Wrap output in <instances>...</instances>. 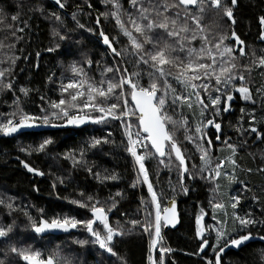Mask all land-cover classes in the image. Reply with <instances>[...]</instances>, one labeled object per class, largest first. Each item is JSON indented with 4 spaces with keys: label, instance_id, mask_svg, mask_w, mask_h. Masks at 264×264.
<instances>
[{
    "label": "trees",
    "instance_id": "1",
    "mask_svg": "<svg viewBox=\"0 0 264 264\" xmlns=\"http://www.w3.org/2000/svg\"><path fill=\"white\" fill-rule=\"evenodd\" d=\"M62 2L65 7L61 9L50 0H0V16L7 15L8 24H13L11 16L19 13V23L12 29L0 25V41L5 45L14 44L13 48H0V61H4L6 56L19 57L14 66H11L10 61L2 65L11 67L15 75L16 95L14 96L12 91L0 90V113H11L14 110L13 101L19 97L23 111L39 116L42 114L41 107L48 108L45 101L60 99L58 91L60 80L63 77L64 83H67L72 77L70 66L74 61L97 82L100 80L102 68L113 64L109 50L97 38L98 28L95 26L99 13L110 12L111 5L106 7L101 0H62ZM120 2L124 9H129L128 0H120ZM89 3L92 5L91 8L88 7ZM226 3L231 6L230 0H226ZM190 9L196 14L195 7ZM73 13L76 14V20H73ZM53 14L61 16L63 23L57 22ZM233 15L234 24L223 16V9L209 7L200 16V24L203 33L212 38L213 42L220 35L231 38L233 30L243 42L241 45H236L235 40H231L234 48H244L245 55L241 56L237 50L234 51L233 56L236 70L243 73L244 84L249 87L252 99L244 100L239 93L233 92L234 98L230 101L229 111H222L220 115H207V119H214L221 124V131H217L211 125L203 130L205 139H211L215 146L212 150V167H215L217 157L232 155L231 150L224 145L225 138H228L229 143L237 146V152L232 156L236 161L235 168L232 165L225 167L226 175L217 177L215 182L200 178L198 174L201 163L200 153L195 143L185 139L184 127L179 123L186 118L189 121V134L195 133L196 125L201 122L200 109L196 107L195 99H193V108L189 109L186 105L183 107V116L179 115L180 109L173 112L169 108V114L173 115L177 123L175 125L169 123L166 126L188 157L186 167L195 175V179H188L185 176L184 186L189 189L188 192L184 194L178 184V169L175 167V163L178 162H175L174 155L172 157L174 165L170 167L161 165L159 158H149L146 161L145 166L150 171V182L158 194L161 211L168 201H179V227L174 231H167L164 235L161 232V239L158 242L164 248L171 249L170 252L165 253V264H206L208 259L214 264L215 256L212 255L210 246H207L202 254H197L203 238L206 237L211 243H215L216 233L207 227L215 224L213 209L209 205L210 199L214 203L224 204L223 208L215 210L219 220H225L224 215L226 216L227 212L233 215L235 211L241 217L251 214V218L256 221L248 229L243 230L251 232L249 241L239 248L229 247L221 254L222 264H264L261 260L264 241L259 239L260 236H264V171H260L264 169V139H258L254 133H251L249 119L250 115L255 114L256 122L253 126L264 133V103H262L264 91L257 92V89H264V68L256 66L258 58L264 56V40L260 38L259 23V18L264 16V0H237ZM100 20L106 34L110 37L117 34L118 29L111 15L108 19L101 16ZM23 21H27V27L24 26ZM77 21L85 27H78ZM16 27L24 29L23 32H16V35L21 37L19 40L10 35ZM90 28L93 31H89ZM53 29L66 34L68 38L62 41L58 36L53 37ZM126 43V38L121 37V44L116 47L119 48ZM192 43L199 48V40ZM48 48L55 50L49 52ZM87 59L92 61L91 66L85 63ZM97 61L100 62L99 67ZM253 61H256V64ZM246 65L249 67L246 68ZM134 70L147 71L146 68L136 69L129 65V71ZM107 75L111 76V73ZM50 77L52 79H49ZM169 80L179 91L176 81L171 77ZM141 83L144 85L149 83L146 75ZM234 83L239 86V79L237 78ZM20 87L28 89V95L20 93ZM229 90L231 91V88ZM161 91H163L162 86ZM41 97L45 100L42 101ZM204 99L207 100V97ZM131 119L134 120L135 117ZM53 122L57 125L64 124L62 120ZM237 128H242L243 131L238 132ZM109 131L112 135L108 143H101L94 148L88 147L93 138L107 136ZM217 136H220L219 141L216 140ZM48 137L53 143L45 152L21 151L22 148L29 149V146L36 145ZM194 139L200 141L199 136H194ZM126 143L119 121H110L106 125H73L61 130L33 128L12 137L0 134V199H4L5 203H13L19 209L9 215V210L0 205V222L6 226L15 221V234L12 239L18 244L31 245L33 249H39L45 258L50 254L59 253L60 264H64V261L68 264H147L150 237L142 227L133 229L127 221L132 219L143 221L148 212L152 213L154 221V214L146 186L142 183L132 186L136 172L133 170L131 156L125 151ZM81 149L84 150L87 166L99 173L101 180L89 175L85 166L73 167L71 161L64 158V154L70 150H75L79 156ZM163 159L167 163V157ZM21 161L28 163L43 175L28 172ZM193 165L196 166L194 170ZM112 173H116L119 179L103 180L105 174ZM204 175L207 176L208 173L205 172ZM233 176L235 179L231 180ZM61 179L63 183H60ZM54 182L55 188H53ZM117 192H120L121 196L114 197L116 207L109 216L113 226H117L118 220L124 226L125 234L116 237L114 243V250L120 259L102 253L91 243L83 246L76 243L75 241L78 240L89 239L82 225H78L69 234L41 236L32 232L31 224L23 213V209L26 208L37 221L41 215L48 220L64 216L85 220L91 218L90 211L70 203V199L86 200L88 195H92L100 205L108 208L112 203L108 197ZM80 193L85 195L81 197ZM236 196L239 197V203L233 210L230 199ZM142 200L144 204L141 203ZM201 208L204 209L202 223L204 232L202 238L198 239L195 235V217ZM221 227H225L229 233H232L234 228L237 230L240 228L238 222L233 225L232 217H228L226 224ZM5 248L6 245L0 242V259H5L6 264H13L10 253L5 258ZM159 255L160 253H156V261L159 260Z\"/></svg>",
    "mask_w": 264,
    "mask_h": 264
},
{
    "label": "snow or ice",
    "instance_id": "2",
    "mask_svg": "<svg viewBox=\"0 0 264 264\" xmlns=\"http://www.w3.org/2000/svg\"><path fill=\"white\" fill-rule=\"evenodd\" d=\"M101 2L106 7L111 5V10L99 13L95 26L100 29L99 37L109 50V54L112 55L113 64L102 68L100 80L97 82L74 61L70 66L72 77L68 79L67 83H64L63 77L60 80L59 100L45 101L48 108L41 107L42 114L37 116L23 111L20 107L19 97H16L13 101L14 110L8 114L0 113V134L11 136L20 134L26 129L49 125L58 127L60 125L53 122L56 120H62L65 125L76 126L86 122L106 125L110 121H119L123 136L127 141L124 145L125 151L131 156L134 166H138L133 169L136 172V178L132 186L135 187L137 183L146 185L151 197V208L155 209L154 221L152 213L148 212L143 221L132 219L127 223H130L133 229L142 227L144 232L149 235L150 250L159 247V260L156 261L152 255H149L150 264H165V253L170 252L171 249L164 248L158 242L161 239L162 227L175 222V202H170L171 207H164L163 215L161 214V204L158 194L150 182V171L145 166L146 161L149 158L159 157L161 165L170 167L174 165L172 159L174 155L175 162H178L175 163V167L178 169V184L185 193L188 192L189 189L184 186L185 176L188 179H195V175L186 167L188 157L166 126L169 123L173 125L177 123L173 115L169 114V108L173 112L180 109L179 115L183 116V107L186 105L189 109L193 108V99H195V105L200 109L201 116V122L196 125L195 133L189 134V121L186 118L179 123L184 127L185 139L190 143H195L200 153L201 163L198 173L200 178L215 182L217 177L222 174L226 175L225 167L232 165L235 168L236 161L232 156L237 152V146L229 143L228 138H225L224 145L231 150L232 155L224 158L217 157L215 167H212V150L215 146L211 139H205L203 130L211 125L217 131H221V124L215 122L214 119H207V115H220L222 111H229L230 101L234 98L233 92L239 93L244 100L252 99L249 87L244 84L243 73L236 70L235 57L233 56L234 51L237 50L241 56L245 55L244 48H234L231 40H235L236 45H241L243 42L240 41L234 30L231 32V38L227 35H220L213 42L212 38L203 33L200 16L209 7L217 10L223 9V16L234 24L233 8L236 6L237 0H230L231 6L226 3V0H171V2L169 0H128L129 9H124L120 0H101ZM55 3L61 9L65 7L62 0H55ZM189 6L197 9L196 14H193ZM88 7H92L91 3L88 4ZM53 15L57 22L63 23L61 16ZM109 15L115 20L118 29L117 34L111 37L105 33L100 20L101 16L108 19ZM7 19V15L0 16V25L12 29L19 23V13L11 16L13 24H8ZM73 20H76L75 13H73ZM23 23L25 27L28 26L27 21H23ZM259 23L261 25L260 38L264 40V16L259 18ZM77 25L80 28L85 27L78 21ZM88 30L93 31L91 28ZM23 31V28L16 27L10 35L19 40L21 37L17 36L16 32ZM52 35L53 37L58 36L62 41L68 38L66 34H61L56 29H53ZM121 37L126 38L127 43L118 48L116 45L121 44ZM197 40L200 42L199 48L192 43ZM13 47L14 44L5 45L0 41V48ZM54 50V48L47 49L49 52ZM18 59L19 57L16 56H6L4 61H0V90L12 91L14 96L16 95L15 75L11 67L2 65L10 61L11 66H14ZM85 63L91 66L92 61L87 59ZM99 63L97 61L98 67ZM253 63L256 64V61ZM129 65L136 69L143 67L147 71H129ZM256 66L264 68V56L258 58ZM108 73H111V76H108ZM145 75L149 81L147 85L141 83ZM170 77L179 85V91L170 83ZM237 78L240 81L239 86L234 83ZM161 86L163 91H161ZM262 91L264 89H257L258 93ZM19 92L28 95V89L24 87H20ZM204 97H207V100ZM41 100L44 101L45 98L41 97ZM132 117L135 119H131ZM249 119L251 133H254L258 139H264V133L253 126L256 122V115H250ZM237 131L242 132L243 129L237 128ZM111 135L112 133L109 131L107 136L93 138L88 147L94 148L101 143H108ZM194 136H199L200 141L194 139ZM216 140L219 141L220 136H217ZM52 143L53 140L50 137L44 138L38 144L29 146V149L22 148L21 151L32 150L43 153ZM84 155L83 149L80 150L79 156L75 150H70L64 154V158L71 161L73 167L85 166L89 175L101 180L100 174L94 172L92 167L87 166ZM165 157H167V163L163 159ZM21 164L28 172L43 175L28 163L21 161ZM195 167L193 165V170ZM249 171L251 170L249 169ZM260 171H264V169H260ZM205 172L208 173L207 176L204 175ZM117 179L119 177L116 173L103 176V180ZM234 179V176L231 177V180ZM60 183H63V179L60 180ZM53 188H55V182ZM79 195L83 197L85 194L80 193ZM118 196H121L120 192L114 195L110 194L108 199L112 203L108 208L100 205V202L92 195H88L86 200L70 199V203L90 211L91 218L85 220L72 216L54 217L48 220L41 215L37 221L26 208L23 209V213L31 224L32 232L37 235L45 234L50 230L68 232L70 229L82 225L88 233L89 239L78 240L75 241L76 243L81 246L91 243L98 247L102 253L120 259L114 250V243L116 237L125 234L124 226L119 220L116 222L117 226H113L109 216L112 209L116 207L114 197ZM141 203L145 202L142 200ZM230 203L232 209L235 210L239 203V197H231ZM0 205L9 210V215L19 210L13 203H5L4 199H0ZM209 205L213 209L215 224L207 225V227L216 233L215 243H211L206 237L203 238L197 254H202L206 247L210 246L212 255L215 256L214 264H222L221 254L229 247L239 248L249 241L251 232L243 230L248 229L256 221L251 218V214L241 217L234 211L233 225L238 222L240 228L239 230L234 228L233 232L229 233L225 227H221L226 224V220H219L215 215V210L223 208L224 204L214 203L210 199ZM40 211L43 213L42 209ZM122 215L124 214L122 213ZM203 216L204 209L201 208L195 217V235L198 239L202 238L204 232ZM14 228L15 221L6 226L0 222V242L6 245L5 258L10 253L13 264H20V262L23 264H60L59 253L50 254L45 258L39 249H33L31 245L18 244L12 239L15 234ZM150 229H154V232ZM259 239L264 241V236H260ZM261 260L264 261V252L261 253ZM0 264H6V260L0 259ZM64 264H68V262L64 261ZM206 264H213V261L208 259Z\"/></svg>",
    "mask_w": 264,
    "mask_h": 264
},
{
    "label": "water",
    "instance_id": "3",
    "mask_svg": "<svg viewBox=\"0 0 264 264\" xmlns=\"http://www.w3.org/2000/svg\"><path fill=\"white\" fill-rule=\"evenodd\" d=\"M50 1H52L54 4H56L55 3V0H50ZM57 5V4H56ZM57 6H59V5H57ZM190 8H192L193 6H189ZM60 8V7H59ZM99 28H98V35H97V38L100 40V42H101V44L103 45V43H102V40H101V38L99 37ZM104 46V45H103ZM105 48H106V46H104ZM85 125H95V124H93V123H91V122H86V123H84ZM58 125H60V126H58V127H53V126H51V125H49V126H42V127H37V128H39V129H41V130H61V129H66V128H70V127H72L73 125H65V124H58ZM209 127V126H208ZM26 130H29V129H26ZM26 130H24V131H26ZM23 131V132H24ZM14 135H17V134H14ZM14 135H11L10 137H12V136H14ZM150 147V146H149ZM157 158H159V157H157ZM159 159H161V158H159ZM146 186V185H145ZM146 189H147V186H146ZM147 191H148V189H147ZM183 192H184V190H183ZM184 194H186L185 192H184ZM151 198V197H150ZM172 201H174L175 202V208H174V212H175V222H174V224H169V225H166V226H164V227H162V229H161V232H162V234L164 235L167 231H169V230H171V231H174V230H176L178 227H179V225H180V214H179V209H178V200H170V201H168L167 203H166V206H168V207H171V203L170 202H172ZM165 206V207H166ZM161 214L163 215V210L161 211ZM202 223H203V218H202ZM75 229H70L68 232H64V231H62V230H50V231H48V232H46L45 234H40L41 236H46V235H64V234H69L71 231H74Z\"/></svg>",
    "mask_w": 264,
    "mask_h": 264
},
{
    "label": "rangeland",
    "instance_id": "4",
    "mask_svg": "<svg viewBox=\"0 0 264 264\" xmlns=\"http://www.w3.org/2000/svg\"><path fill=\"white\" fill-rule=\"evenodd\" d=\"M132 162H133V160H132ZM133 165H134V164H133ZM134 167H138V166H134ZM141 179H142V177H141ZM160 210H161V209H160ZM153 214H154V217H155V209H153ZM227 215H228V216H227ZM226 216H227V217H226ZM226 216L224 215L225 220H227L228 217H232V214L227 212ZM152 231L154 232V229H153ZM148 237H149V235H148ZM148 240H149V242H148V257H149V255H152L153 259L155 260V259H156V258H155L156 253H159V247L152 248V249L150 250V248H149V245H150V239L148 238ZM147 264H150L148 258H147Z\"/></svg>",
    "mask_w": 264,
    "mask_h": 264
}]
</instances>
